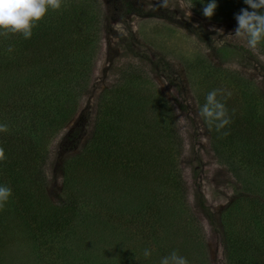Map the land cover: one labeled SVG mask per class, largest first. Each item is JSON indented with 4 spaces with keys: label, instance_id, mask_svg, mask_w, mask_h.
<instances>
[{
    "label": "rangeland",
    "instance_id": "1",
    "mask_svg": "<svg viewBox=\"0 0 264 264\" xmlns=\"http://www.w3.org/2000/svg\"><path fill=\"white\" fill-rule=\"evenodd\" d=\"M75 1L78 6H85L89 14L86 29L97 37L91 49L90 77L79 86H83V91L71 107H75L71 117L57 131L45 133L47 138L43 144L37 142L35 160H32L36 164L34 175L17 185L35 192L37 189L43 191L56 206L64 204L66 207L71 199H81L78 203L82 211L104 214L111 223L122 221L116 217L115 210L97 207V203L103 207L99 200L112 201L115 179L106 170L86 166L91 165L90 157L97 152L88 144L94 136L100 94L107 93L105 101L108 104L113 103L112 96L117 92L121 96L129 95L133 100L127 101L129 116H124L120 122L127 124L121 130V139L105 150L116 159L127 160L121 154L128 156V163L122 170L127 177L133 167L136 168L133 162L140 156L139 149L152 150V157L147 161L155 164L152 172L157 175L160 187L157 189V179L152 180L154 176L145 175L149 179L143 180L147 194L142 198L149 200L154 210L160 205L161 209L155 211L166 221L157 233L158 239H164L165 252L156 256L159 261H154L155 264H160L161 258L172 251L185 257L189 264H234L232 254L235 250H229L227 244L231 237L238 244L243 242L244 246L249 242L250 252L264 259L261 253L264 252V221H261L264 210L250 201L255 196L264 202V162L260 165L255 158L247 159L246 155L237 153L236 149L243 147L241 140L221 141L226 139L215 137L217 142L213 138L215 123L209 127L198 112L209 92L223 90L217 99L230 102L238 116L245 112L256 119L258 125H253L254 138L249 142L257 151L258 147H264V101L259 99V96L264 98V42L251 50L246 41L234 36L238 26L235 16L240 11L228 10L227 6L231 2L235 8L237 0H216L217 8L211 18L202 12L210 0H190L191 17L180 11L176 0H169L167 7L161 6V0ZM216 29H222L223 34H218ZM26 69L21 78L24 73L29 74ZM248 86L256 90L250 88L249 92ZM115 87L117 91L112 89ZM14 91L5 93L6 90H2L0 94L9 99V93ZM227 92L232 95L228 97ZM255 97L261 102L247 111L248 99ZM234 121L238 124L236 119ZM8 122V131H14V127L27 121L8 118ZM29 130L20 133L28 144L37 139L27 134L34 138L39 136V131ZM213 142L226 162L219 158ZM77 158L80 160L72 168L73 163H70ZM136 164V170H145L141 163ZM228 165L237 168L240 180ZM67 167L72 169L66 174L74 179L68 187L63 183ZM7 168L0 167V176L13 191L16 186ZM38 170L44 178L38 176ZM122 171L116 169L113 175L121 177ZM101 175L108 177L111 183L104 194L94 185L80 187L85 181L99 182L103 179ZM58 177H62L61 183H57ZM131 184H125V189L134 194ZM243 185L249 190H243ZM80 191L82 194L78 195ZM142 198H135L134 205ZM235 199L241 201L237 208L230 206ZM114 207L115 202L109 206ZM141 216L144 227L135 220L130 226L132 237L146 233L152 237L153 227H159L152 223L153 211ZM133 217L130 216L128 223ZM78 219L73 218L69 223L75 227L80 224ZM141 229L144 230L141 232ZM13 237L26 238L19 233ZM146 239L150 251L154 250L152 238ZM129 242L130 248L137 247V252L140 251L134 239ZM13 247L20 249L15 244ZM22 250L15 253L20 261L24 260L21 259ZM127 264L137 263L131 260Z\"/></svg>",
    "mask_w": 264,
    "mask_h": 264
},
{
    "label": "trees",
    "instance_id": "2",
    "mask_svg": "<svg viewBox=\"0 0 264 264\" xmlns=\"http://www.w3.org/2000/svg\"><path fill=\"white\" fill-rule=\"evenodd\" d=\"M232 7L233 4L230 2L227 8L232 11H240L248 6L244 0H237L236 7ZM88 16L85 6H78L75 0H62L59 10L50 9L47 15L33 28V35L30 39H24L18 34H9L7 38L0 36V92L6 90L5 93H7L8 90L15 89L14 92L9 93V99H4L0 94V124H6L9 127L8 118L27 121L14 127V131L0 132V147H3L6 157L4 161L0 162V167H9L7 168L8 176H12V184L16 186L12 191V197L5 204L3 210H0V264H127L131 260H135L137 264H155L156 261H159L155 259L156 256L160 257L165 252L164 239H158L157 235L160 226L166 224V221L161 220L162 216L156 212L161 209V206L159 205L155 211V206L146 198H142L147 194V186L143 180L149 179L145 175L154 176L152 178L154 181L157 179V175L155 176L152 172L155 164L147 161L152 157L151 148L139 149L140 156L136 162H133V165L137 168L136 163H141L145 170H136L133 167L134 170L129 177L122 171L124 165L128 163V156L121 154L127 160L116 159L111 157V152L105 150L115 140L121 139V130L127 124L121 125L120 122L124 116H129L127 101L129 98L133 100L129 95L121 96L117 92L112 96L115 98L113 103L108 104L105 101L107 93L100 94L94 136L88 144V146H93L97 152L90 157L91 165L86 166H96L98 170H106L115 179L112 189L115 195H113L112 201L105 202L103 200L102 202L99 200L103 207L98 203L97 207L105 211L115 210L116 217L122 221L111 223L104 214L82 211L78 203L81 199H71L66 207L64 204L56 206L47 199L43 191L37 189L35 192L31 191L29 187L21 188L17 185L28 176L34 175L36 164L32 160H35L37 142L43 144L42 141L47 138L45 133H49L53 129L54 132L57 131L71 117L70 115L75 109V107L73 109L71 107L75 106L81 97V91H83V86H79L90 77L88 73L90 58L93 54L91 49L97 37L86 29L89 27ZM9 48L12 51L9 52ZM45 63L48 65L44 68ZM24 69L29 71V74L23 72L21 78ZM77 77H81V79L77 80ZM246 88L249 92L251 89L256 90V87H250V89L248 86ZM112 89L116 90V87ZM256 97L248 99L247 111L261 102L256 100L264 101L263 96H259V99ZM219 101L225 104L231 122L219 132L215 127L213 138L216 141L215 137L226 139L221 141L241 140L243 147L236 149V152L243 156L246 155L247 159L255 158L256 162L260 165L263 164L264 147H258L260 150L257 151L255 146L249 142L254 138L252 128L257 124L256 119L245 115V112L238 116L230 102L221 99ZM235 119L238 124H235ZM27 129H30L29 132L39 131V136L36 138L26 133L29 138L37 139L29 144L20 135L23 130ZM223 133H228V135H223ZM110 139L112 141H109ZM213 146L218 152L219 158L226 162L220 153V148V151L218 150V145L213 142ZM102 148L103 151L100 150ZM128 155L130 156L129 151ZM79 160L80 158L71 161L70 164L73 163L71 167L74 168ZM228 166L235 177L240 180L241 174L237 172V168ZM71 167L64 169L63 183L66 187L74 180L66 174L72 169ZM116 169L122 171L121 177L113 175ZM37 173L40 178H44V176H40V170ZM100 178L103 179L94 184H91V180L85 181L80 187L94 185L104 194L111 183L108 181V177L105 178L101 175ZM3 179L0 176V185H5ZM80 179L78 178V180ZM129 182L132 183L131 189L134 194L125 189V184ZM157 187V189L160 187L158 179ZM246 187L243 185V190H249ZM77 194H82V192H77ZM135 198L143 200L134 205ZM250 201L254 202H251L253 206L264 210V202H260L257 197L252 196ZM114 202L116 207L109 208ZM240 205V199H235L230 204L233 208ZM60 210L62 211L60 212ZM148 211H153L155 216L152 218V223L153 225L159 224V227L157 229L153 227L152 237L148 233L132 237L131 224L137 220L138 224L144 227L141 214ZM261 215V221H264V213ZM130 216L134 217L128 223ZM78 217L80 224L73 227L69 222ZM115 220L118 219L115 218ZM169 222L172 223V221ZM143 230L141 229V232ZM59 231H65V233ZM18 233L26 238L13 237ZM148 237L152 238L156 248L150 251V257L145 258L144 250H150L146 239ZM132 239L139 244L140 251L137 252V247H129V241ZM27 241V245L21 247ZM242 243L238 244L234 237L229 238V242H227L229 250H235L232 254L234 264H257L258 262V264L262 262L264 264L263 256H256L250 252L249 242L245 246ZM13 244L20 249L16 250ZM21 248H23L22 254L24 255L21 257V259L24 258L22 261L15 256L17 251L20 250L19 253H21ZM261 253L264 252L261 251Z\"/></svg>",
    "mask_w": 264,
    "mask_h": 264
},
{
    "label": "clouds",
    "instance_id": "3",
    "mask_svg": "<svg viewBox=\"0 0 264 264\" xmlns=\"http://www.w3.org/2000/svg\"><path fill=\"white\" fill-rule=\"evenodd\" d=\"M169 0H161V6L167 7ZM248 6L242 8L240 13L235 16L237 27L234 36L246 41V46L257 49L261 42H264V0H244ZM176 5L186 16L191 17L192 4L190 0H176ZM62 6V0H0V36L8 37L9 34L21 35L24 39H30L33 35V28L47 15L51 9L57 11ZM217 8L216 0H210L203 8V15L211 18ZM251 9V10H249ZM218 34H223L222 29H216ZM8 51H12L11 48ZM218 94H223V90L215 89L206 96V102L199 107V116L211 127L215 123L216 130L219 132L231 120L228 117L225 104L217 99ZM231 92H227L230 97ZM8 126L0 124V132H7ZM228 135V133H223ZM5 151L0 147V162L4 161ZM62 182V177L57 178V183ZM12 189L7 185H0V210L12 197ZM145 258L151 256V252L145 249ZM160 264H189L188 260L179 255L177 251H172L169 255L160 260Z\"/></svg>",
    "mask_w": 264,
    "mask_h": 264
}]
</instances>
